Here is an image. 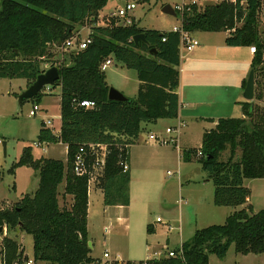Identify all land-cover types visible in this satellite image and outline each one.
<instances>
[{
	"label": "trees",
	"instance_id": "obj_1",
	"mask_svg": "<svg viewBox=\"0 0 264 264\" xmlns=\"http://www.w3.org/2000/svg\"><path fill=\"white\" fill-rule=\"evenodd\" d=\"M108 1L2 0L0 78L25 79L29 86L47 70V64L57 66L60 72L52 88H61V131L56 134L43 122L38 139L40 144H65L67 160L36 159L32 147H25L11 171L14 174L22 166L33 168L39 186L12 206L0 208V231L7 228L8 232L18 230L33 236L35 263L98 261L91 256L88 233L91 175H78L74 170L80 147L90 143L108 146L103 171L96 181L104 190L105 205L128 206L131 171H124L122 163L130 164V147L138 142L142 123L178 118L180 113V34L140 27L134 19L126 26L114 18L96 24ZM263 4L264 0H221L203 6L193 4L183 12L176 10L188 32H229L226 45L256 47L251 65L255 101L242 103L241 118L218 119L216 126L203 134L199 149L182 153L185 161L197 159L208 173L215 186L216 206L244 207L223 224L197 229L182 243V255L152 258L146 264H209L210 254L224 258L232 243L240 254L264 253V209L254 210L251 189L244 183L248 178H264V35L259 30ZM87 21L91 22V43L81 51L65 53L63 63L56 64L58 49L75 36L77 25ZM139 33L146 35L147 42L137 45L133 38ZM152 49L156 53H151ZM108 58L137 71L140 84L136 98L109 99L111 87L102 70ZM246 83L247 79L244 88ZM47 95L42 91L32 99L41 103ZM83 100H93L96 106L82 107ZM199 150L202 157L197 155ZM227 150L229 155L223 159ZM92 163L88 162L89 172ZM64 182L63 194L72 197L71 208L60 203L59 188ZM148 232H154L151 224ZM3 240L2 264H26L30 260L17 239L7 235Z\"/></svg>",
	"mask_w": 264,
	"mask_h": 264
},
{
	"label": "rangeland",
	"instance_id": "obj_2",
	"mask_svg": "<svg viewBox=\"0 0 264 264\" xmlns=\"http://www.w3.org/2000/svg\"><path fill=\"white\" fill-rule=\"evenodd\" d=\"M208 1L214 0H201L197 5L203 6ZM128 3H134L136 7L128 13V16L114 18L120 25L126 24L128 17L129 20H136L140 27L172 31L174 27L180 26L181 18L163 13L162 8L166 4H171L176 9V5L189 3V1L110 0L101 12L96 24L107 23L109 19L113 18L111 13L118 12ZM1 4L2 0H0V9ZM259 18V30L264 35V4ZM90 23L87 21L82 25H77L75 36L86 38L91 33ZM79 32L81 33L79 34ZM196 38L200 41L199 46L192 50H182L179 67L181 77L179 90L183 91V98H186L191 96L190 93L196 89L197 85H200V95L195 98L197 112L200 114L196 115L195 119L192 115L184 117L186 122L181 123L179 127L180 144L182 145L162 147L156 145L153 147L147 142L145 144L144 138L133 146L130 183L133 199L131 205L124 208H112L108 213L104 212L102 206L95 207L96 203L92 207V214L90 215L91 233L89 235L90 242L95 245L92 248L95 258L102 259L106 250L110 252L113 259L116 256H121L125 261H143L155 258L154 250H150L148 244H153L152 248L161 251L160 257L165 256L168 250L177 249L182 242L190 240L197 229L213 224H223L230 212L234 210V207L231 206L219 207L214 204L215 186L208 173L203 170L197 159L189 161V164L183 160L182 163L184 164L181 165L177 148L181 146L183 151L187 147L198 148L201 146L203 133L214 128L212 121L208 118L217 116L215 114H220L219 116L224 118L243 117L242 104L238 102L241 99H238L237 102H230L228 99L235 94L234 87L239 83L238 79H248L252 70L251 60L246 61L243 67L235 68V66L227 69L218 67V71L214 73L206 69L195 70L191 67V64L195 63L192 56L193 51L207 46L209 57L221 58L227 54L223 49L216 50L215 48L222 44L223 34H213L212 38L208 40L197 34ZM65 51L61 47L58 49L57 56L54 58L55 60L53 59L56 64L63 63L64 54L70 50ZM105 74L110 87L119 90L128 98H135L134 94L139 89L140 83L137 71L113 60ZM220 78H225L224 89H229L230 92L224 94L225 97L222 95L225 101L223 99L221 102L219 100L210 103L209 100L214 96L210 91ZM27 86L28 83L25 79L0 78V140L2 141L0 143V208L5 205L12 206L24 195L35 192L39 186V177L35 176L37 172L33 168L22 166L15 169L14 174L11 171L25 147H32L35 158L67 160V152L63 144H38V135L43 121L47 119L48 115L59 114L60 112L59 94L61 88H52L48 93L49 95L44 96L41 103H38L34 98L21 105L18 101V95L26 90ZM35 104H39L41 108H48L49 112L45 113L41 110L32 116L30 112ZM184 112L190 113L185 109ZM201 117L207 119L202 120ZM172 123H177V121H172ZM159 125L163 131L168 126L165 122H161ZM141 136V138L145 137L143 132ZM5 143L6 147L4 146ZM238 153L240 154V152ZM228 155L229 151L227 150L223 153L222 158L226 159ZM99 173L101 172L96 171L95 177ZM182 178L181 186L180 180ZM245 185L251 189L250 202L253 204L254 210L264 209V178L245 179ZM64 188L63 185H60L61 206L71 208L72 197L64 196ZM118 217L124 219L120 220ZM158 217L162 219V222L156 221ZM151 221H154L159 229L157 235H151L147 232V225ZM21 232L18 230L17 233L8 232L7 228H4L3 232L0 231V251L3 248V239L8 235L17 239L21 247L24 248L25 255L33 260V236ZM121 257L119 258L122 259ZM0 264H2V255H0ZM34 264L44 263L34 262ZM209 264H264V253L240 254L236 252L235 244L232 243L226 257L219 258L215 254H210Z\"/></svg>",
	"mask_w": 264,
	"mask_h": 264
},
{
	"label": "crops",
	"instance_id": "obj_3",
	"mask_svg": "<svg viewBox=\"0 0 264 264\" xmlns=\"http://www.w3.org/2000/svg\"><path fill=\"white\" fill-rule=\"evenodd\" d=\"M109 1H108V4H109ZM218 1L219 0H214L212 2L208 1L207 3H204V4H210V3L212 4L213 2H218ZM181 24H182V21H181ZM144 28H146V27H144ZM148 29H154V28H148ZM80 33L81 32H79V34ZM197 34L202 36V38L204 37L206 40L212 38L213 34H223L224 38H223L222 44L221 45H217L215 48H216V50L223 49L227 54H225L224 56H221V58L209 57L208 56V49L206 48L207 46H204L202 49L193 51V53H192L193 54L192 55L193 56V60L195 62V63L191 64V67H193V69H195V70L197 69L199 71L206 69V70H209V71L214 73V72L218 71V67L219 68L223 67V69H227V68L235 67V66H236L235 68H237L238 66L243 67V66H245L244 63L246 61H248V60H251V65H252V60H253L254 54L251 52L250 47H233V46L226 45L225 39L227 38L229 32L222 31V32H195V33H193V35L195 37H196ZM88 36H89V34H88ZM246 79L245 78L242 79V80H240V78L238 79L239 83L236 85V87H234L235 94L232 93L233 97L228 99V101L237 102L238 99H241V100L238 101L240 104H242L244 101H246L244 99V97H243L244 90H245L244 81ZM224 83H225V78L224 79L220 78V80L217 81L212 86V89H211L210 93L212 95L214 94V96L211 98V100H209L210 103H213V102L219 101V100L221 102V101H223V99L225 101V98H223L222 95L228 94L227 92H230V91H229V89H224ZM255 91H256V88H255ZM137 94H138V90L134 94L135 98H136ZM179 95H180L181 107H180V113H179L178 118H174V119H160L157 122H153V123H142V132L144 133L145 137L141 138L142 137L141 136L142 132H141L138 142L136 144H134V145H137L140 142V140L144 139V138L145 139H144L143 142H145V144H147L148 142L146 143V139H147L148 134H150V133H154V132L156 133L157 132L158 134H164L165 131H163V128H161L160 125H159V123H161V122H165L166 124H168V126H166V128L167 127H179V125L181 123L186 122L185 118H184V117H186V115H192L193 119H195L196 118L195 116L200 114L199 112H197L196 100H195V98H198L199 95H200V85H197L196 89L192 93H190L191 96H187L186 98H183L184 93L181 90H179ZM224 97H225V95H224ZM59 100H60V103H61L60 94H59ZM261 103L264 104V102H261ZM193 108H194V110H193ZM41 109H42V112H45V113L49 112L48 108H46V107H42ZM184 109L187 110L190 113L189 114L185 113ZM215 115H217V116L208 118V120L212 121V124L214 125V127L216 126L218 119L224 118V117L219 116L220 114H215ZM201 119L203 120V119H207V118L201 117ZM47 120H52L54 125L56 126V128L58 130L59 127H61V108H60L59 114L48 115L47 119L44 120L43 122L45 123V121H47ZM172 121H177V123H172ZM180 140H181V138H180V130H179V145H182V144H180ZM202 140H203V137H202ZM61 144H63V143H61ZM148 144L153 146V147H155L156 145L159 146L157 143H152V142L148 143ZM63 145L65 146L66 152H67V146L65 144H63ZM134 145H132L130 147V158H131L130 159V171H131L132 165H133L132 148H133ZM201 145H202V142H201ZM160 147H162V146L160 145ZM200 147L201 146H199L197 149H199ZM166 148H170V147H166ZM193 148H195V147H187V149H193ZM177 149H178V152H179V155H180V164L182 165V164H184V163H182V161L184 160L182 158V152H183L182 151V147L180 146ZM63 161H66V160H63ZM186 163L189 164L190 162H186ZM35 176L38 178L39 177L38 173ZM131 178H132V176H131ZM182 180H183V178L180 180L181 186H182ZM244 183H245V180H244ZM62 185L65 187V182ZM130 199H131V201H130V204L128 206L131 205V202H132V199H133V197L131 196V188H130ZM95 203H96V206H95ZM94 206L95 207L102 206L104 208V212H107V213L112 208H124L125 207L123 205H105V203H104V190L98 185V182L96 181V179L92 180L89 183V207H88V233L89 234L91 233L90 215L92 214V207H94ZM243 207L244 206L234 207V210L230 212V214L227 216V218L231 214H233L235 211L240 210ZM109 219H111V218H109ZM118 219L123 220L124 218L118 217ZM150 224L152 225V227L154 229V232L153 233H149L148 232V225L149 224L147 225V232L149 234H151V235H157L158 231H159L158 227L156 226L154 221H151ZM21 233H19V234L21 235ZM89 239H90V235H89ZM182 243H181V245H182ZM152 245L153 244H148L149 249L150 250L151 249L154 250V254L160 252V251H158V250L156 251L154 248H152ZM94 246L95 245L92 243V248ZM91 256L94 257L92 251H91ZM119 257H121V256H118V257L116 256L114 258L116 259V258H119Z\"/></svg>",
	"mask_w": 264,
	"mask_h": 264
},
{
	"label": "built area",
	"instance_id": "obj_4",
	"mask_svg": "<svg viewBox=\"0 0 264 264\" xmlns=\"http://www.w3.org/2000/svg\"><path fill=\"white\" fill-rule=\"evenodd\" d=\"M189 3H183L182 5H176V10L183 12L186 7L193 5V4H198L199 1L201 0H188ZM235 2L236 0H231ZM243 2L246 0H242ZM136 5L134 3L127 4L124 8H121L118 10L116 13H111V17H126L128 16V13L135 9ZM128 22L124 24L130 25L132 20H129L127 17ZM123 25V24H122ZM174 32H178L181 36V45H180V50H181V55H182V50L187 49V50H192L195 47L200 45V41L193 35V33L186 31L182 24L180 26L174 27L173 30ZM91 38L87 36L86 38H80L79 36H73L72 38L68 39L65 43L63 48L65 50H70V51H81L85 49L89 43H91ZM251 52L254 54L256 52V47L252 46L250 47ZM113 63V60L111 58H108L102 65V70L106 71L108 67ZM51 67V65H46V68L48 69ZM52 90V86L48 85L44 88L43 92L49 93V91ZM80 106L86 107V108H94L96 106V103L93 100H83L80 102ZM41 107L39 104H35L33 107V110H31L30 114L32 116L36 115L38 111H41ZM45 124L48 128L52 129L56 134H59L61 131V127L57 130L56 126L54 125L52 120H47L45 121ZM180 127V125H179ZM179 127H167L165 129L164 134H155V133H150L147 136L146 142L151 143H157L158 145L161 146H172V145H179ZM2 141L0 140V143ZM38 144H40L38 142ZM108 155V146L105 144H98V143H90V144H85L80 147L79 152L76 155L75 159V164H74V170L76 174L82 175L85 173H90L91 179L90 182L94 179L95 177V172H101L103 171V167L106 162V157ZM198 157H202L203 153L202 151H198L197 153ZM90 160H93V163L91 164V169L92 171L89 172V164ZM124 171H127L130 169V164L125 162L122 163ZM157 222H162V219L160 217L157 218ZM171 228V226H170ZM182 246V245H181ZM181 246L179 247V250L177 251L176 249H171L166 252V256L168 257H176L177 255H182V249ZM155 258H160L161 251L155 254ZM147 260L143 261H125L123 259H113L111 257V254L108 250L105 251L103 258L98 259L97 262H94L93 264H146ZM26 264H34V261L30 259Z\"/></svg>",
	"mask_w": 264,
	"mask_h": 264
},
{
	"label": "water",
	"instance_id": "obj_5",
	"mask_svg": "<svg viewBox=\"0 0 264 264\" xmlns=\"http://www.w3.org/2000/svg\"><path fill=\"white\" fill-rule=\"evenodd\" d=\"M162 12L171 15L177 16L176 9L171 4H166L162 8ZM134 41L137 45L140 42H147L146 35L144 33H139L134 36ZM151 53H156V49H152ZM60 79V72L57 66H51L46 71L41 73L37 79L29 85L26 90H24L18 96L19 104H23L25 101H28L38 95V93L42 92L44 88L48 85L53 86L56 82ZM255 71L252 69L247 79L246 87L244 90V98L247 101H253L255 99ZM109 99L115 101H128L129 98L126 97L122 92L119 90L111 87L109 90ZM6 147V143L4 144ZM90 247H92V243L89 242Z\"/></svg>",
	"mask_w": 264,
	"mask_h": 264
}]
</instances>
